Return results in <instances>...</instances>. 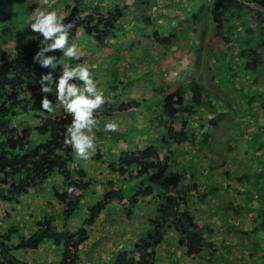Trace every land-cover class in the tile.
Returning a JSON list of instances; mask_svg holds the SVG:
<instances>
[{"label": "trees", "instance_id": "trees-1", "mask_svg": "<svg viewBox=\"0 0 264 264\" xmlns=\"http://www.w3.org/2000/svg\"><path fill=\"white\" fill-rule=\"evenodd\" d=\"M150 1L153 4L157 3V0H113L106 14L100 16V5L95 3L90 5V0L87 1L88 3L85 0H72L69 5L61 8L60 12L63 22L72 25L68 30L69 44H74V41L81 42L80 38H86L87 43L94 42L99 48L102 47L103 63L111 62L109 54L105 52V47L112 46L113 49H117L120 46V51L130 53L140 46L141 40L131 38L127 45L121 44L128 33L124 24L126 17L130 14L131 9L129 8H135L140 14L141 22L136 27L141 30L147 27L152 28L151 24H156V21L148 14L152 9ZM196 1L198 7L201 8L204 0ZM208 1L207 5L211 3L209 14L214 25V33L224 45L221 62L226 64V70L223 77H228L233 82L232 77L235 74L240 73V77L245 78L249 76L251 77L249 86L253 88L258 74L264 70L262 65L259 67L264 62L260 55L264 47V24L261 22L264 0ZM190 2L181 5V19L164 20V25L172 26L173 36L185 30L196 29L193 22H195L194 18L198 15V11L196 13L195 9L188 11ZM171 3L179 5L180 1L174 3L171 0ZM11 15V0H0V21ZM245 18L253 22L240 23ZM155 29L152 32L154 40L159 44L164 43L162 35L158 29ZM255 31L259 33L256 40L253 37ZM40 39H42V34L37 32L30 39L22 42L16 51H10L0 45V201L19 204L29 190L40 188L48 179L55 176L51 182V195L61 203L60 214L55 218L42 213L41 217L36 220L35 228L27 235L22 232L18 222L8 221L7 223L6 221L4 227H0V264H35L36 262L31 263L24 258L21 251H34L41 244L48 243L58 246L57 251L60 249L63 253L57 264H78V245L81 240L88 237L89 227L95 222L100 211L108 207L110 202L118 203L121 206L122 215L127 219L145 220L150 229L145 235L132 242L129 248L120 250L111 260V264H154L157 242L161 241L163 232L173 229L171 220L175 221L179 213L178 209L170 204L172 201L169 193L175 190L182 196L186 195L183 183L192 167L203 174L210 172L211 176L216 174L225 176L226 174L225 170H220V164L215 163L210 157L214 146L210 132L203 128L204 123L201 122L199 133L192 131L188 137L186 130L191 124L188 121L191 112H183L185 105L178 106L172 103L166 105L148 95L145 98L141 97L145 106L156 102L159 105L158 109L163 111V114H160L162 118L156 124L142 121L138 123L139 126L124 122L123 133H117L116 139L124 140V135L128 133L131 135L132 132L137 136L136 129L141 128L143 132H146L144 138L147 140V145L142 149H129L120 160L102 162L114 177L110 176L103 181L94 173L90 174L89 170L82 165L83 158L77 156L75 160V151L72 146L64 143L65 132L73 119L72 115L65 112L63 106L57 101L54 85H52V92H43L40 84L42 75L51 72L53 81H55L61 74L63 65H77L81 52L78 51V58H69L63 56L61 49H52L44 55H55L58 60L55 69L51 66H42L39 60L33 59L39 50ZM110 40L113 41L110 42ZM234 48V53L228 56L229 51ZM119 55L120 53L114 54L113 59L117 60ZM129 56L126 55L125 60ZM235 60H238L239 64L232 66ZM122 66V63L112 64L106 69L107 72L102 76V80L96 81L97 88L99 91L102 89L103 95L109 94L111 97L120 98L127 91L123 96L124 100L120 102L130 98V88L133 85L132 79L124 72ZM208 66L211 69L210 63ZM71 80L82 85V82L76 78H71ZM44 83L49 82L44 81ZM25 85L29 87L28 93L22 91ZM189 85L194 86V84ZM258 89L261 94L264 93L262 87ZM35 91L44 93L45 96H43L53 103V111L43 110L39 113L24 111V106L32 101L31 93ZM189 92V107L192 111L196 112L194 107L198 105L197 111L202 112L204 121L209 120L211 124L216 123L215 120L220 116L215 120L213 117L221 114L220 105L222 104L218 105L215 102L216 96L211 91L201 88L200 95L195 100L193 92L191 90ZM249 98H251L250 94H246V99L249 100ZM103 107L104 103L99 109L94 110L93 114L98 121L97 124H99ZM126 109L123 104L116 106V110L121 112ZM174 114L181 117L178 120L179 123L176 122L177 125L169 122ZM233 117H236L235 113ZM260 128L257 126L253 143L255 140L262 142L258 140L259 134L262 133ZM94 132L97 134L99 130L96 128L92 131L94 144H96ZM153 140L157 142L153 143ZM117 143L122 142L116 141ZM186 143L192 149L190 157H194L195 160L186 159L184 160L185 166H181L173 155L177 154L181 147L183 149ZM98 144L102 148L101 141ZM99 147L97 150L100 151ZM104 147L106 148V145ZM252 149L255 151V158L243 168V180L246 184L252 181L253 185L258 183L260 187H264V182L260 180L264 177V160L259 157L261 155L259 149L254 146ZM98 152L92 156L93 160L99 158ZM134 157L141 160V167L131 174L133 170L131 163ZM190 160L192 163L189 165ZM172 176L174 179L170 180ZM117 180L121 181L117 188L108 190L99 201L94 202L95 207L92 212L83 217L79 227L70 230L64 239L56 237L60 230H69L67 223L76 217V212L84 203L93 183L113 185L117 183ZM136 182L138 195L126 196L125 191ZM238 186L242 185L238 184ZM247 189L250 190L247 196H242V191H238V188H235L236 192L229 196L230 209L228 207L227 209L230 210V218L235 219L234 216L241 212L242 205L246 206V209L253 210V213L252 216L250 215L249 225L240 230L242 234L240 240L233 241L234 236L227 234L226 240L230 242L224 246V252H226L224 264H264V196L254 195L256 187L252 190L247 186ZM237 192H239L238 197H236ZM233 198H237V202L234 203ZM152 203L154 213L149 216L146 208H148L147 204ZM174 203L179 204V202ZM90 207L93 206L90 205ZM55 219L62 221L61 227L57 225ZM226 223L228 221L225 219L223 225ZM187 239L196 251H206L207 256L217 252L216 243L206 240L198 230H190ZM229 254L231 256L236 254L233 262ZM204 259L206 264L208 258Z\"/></svg>", "mask_w": 264, "mask_h": 264}, {"label": "rangeland", "instance_id": "rangeland-1", "mask_svg": "<svg viewBox=\"0 0 264 264\" xmlns=\"http://www.w3.org/2000/svg\"><path fill=\"white\" fill-rule=\"evenodd\" d=\"M71 1L11 0L12 15L0 21V45L10 51H16L22 42L37 33L28 25L35 9L40 8L45 11L54 9L60 16L61 8L69 5ZM87 1L89 0H85L86 3H88ZM112 1L90 0V5H93V3L100 5L99 14L104 16L106 14L105 6L107 7L106 10H109L113 4ZM172 1L174 3L180 1V3L174 5L171 0H157V3L153 4L150 1L152 9L148 14L154 18L156 24H147H151L152 28L158 29L164 43L159 44L154 40L152 36L154 29L151 30L152 28L147 27L141 30L136 27L141 22V17L134 16V18L132 17L129 21H126L125 26L128 33L124 38L125 41L121 44L127 45L131 38L141 40L137 49L128 54L126 53V55L132 56L128 59V65L124 69V72L133 81L130 88V98L126 100L127 102H120L124 100L123 96L127 91L120 98L111 97L109 94L103 95L104 107L101 109L99 124L94 127V129L99 130L98 133L96 132L97 134L94 132L96 144L88 150L89 156L87 159L83 158L82 165L89 170L90 174L94 173L95 176L102 178L104 181L105 178L113 175L102 162H109L114 159L120 160L129 149H142L147 145V140L144 138L146 132H143L141 128L136 129L137 136L133 135V132L131 135L127 132L128 134L124 135V140L116 139L117 133H123L124 122L139 126L138 123L142 121L156 124L162 118L160 114H163V111L158 109L159 105L153 102L151 105L145 106L142 103V96L149 95L166 105H170V103L178 106L185 105L183 112H191V115L188 116V121L191 124L187 126V136L189 137L192 131L199 133L200 123L203 122V128L210 132L214 143L210 157L215 163L220 164V170H225L226 174L225 176L220 174L211 176L210 172L203 174L192 167L189 169L183 183L186 188V195L182 196L180 192L175 190L169 193L172 201L170 204L176 207L179 213L175 221L171 220L173 229L163 232L161 241L157 242L154 264H205L204 258H208L206 264H224L223 260L226 253L224 252V246L230 242L226 240L228 238L227 234L234 236L233 241L240 240L242 238L240 230L249 225L250 215L252 216L253 213V210L246 209L247 207L242 205V210L234 216L235 219L230 218V210L227 209V207L230 209L229 196L236 192L234 191L235 188L242 191V196L249 195L250 190L247 189V186L252 190L255 187L257 188L254 191L255 196L257 194L264 196V187H260L258 183L253 185L252 181L246 184L243 180V168L247 167L251 159L255 158V151L252 146L257 149L261 147L259 157L264 160V93L261 94L258 89V87L264 89V70L258 74V79L254 81L256 83L254 84L255 88L249 86L251 77H240V73L232 77L233 82L228 77L224 78L226 64L223 61L221 62V52L224 45L214 33V25L209 14L211 3L207 5L209 1L204 0L202 7L199 8L196 0ZM188 1H191L188 11L191 12L193 9H195V13L198 11V15L194 18L195 22H193L196 29L185 30L177 36H173V28L164 25V20L176 21L181 19L180 7ZM191 3H194V5H191ZM128 18L129 16L126 17V19ZM244 22L252 23L253 21L248 18L240 21V23ZM261 22L264 24V9ZM257 34H259L258 31L253 33L254 40H256ZM128 36L129 38H127ZM80 39H82L81 42H73L77 50L81 49L82 45H89L86 38ZM119 48L120 46L117 47L118 53H125L120 51ZM112 50L115 49L112 48ZM234 51L235 48L229 51L228 56L232 55ZM260 55L264 59V47ZM78 61V64L86 65L89 68L94 81L102 80V76L107 72L106 69L100 67L101 59L98 52L92 55L90 51L88 53L87 50H83ZM209 63L212 66L211 69H209ZM238 64L239 61L235 60L231 65L237 66ZM261 65L264 68V62L259 67ZM106 66H109V64H105ZM189 84H194V86ZM201 88L211 91L216 96L215 102L218 105L222 103L220 105L221 114L213 117L215 120L216 117L220 116L214 124L209 123V120L204 121L202 112L197 111L198 105L194 107L196 112H193L192 108L189 107V91L193 92L196 100L200 95ZM22 91L28 93L29 87L25 85ZM101 92L103 93L102 89ZM31 94L32 101L24 106V111L43 112L45 109L42 108L41 101L45 96L44 93L35 91ZM246 94H250L251 98L249 100L246 99ZM21 95L23 94L21 93ZM118 104H123L127 109L122 112L116 110ZM234 113L236 117H233ZM180 119L181 117L178 114H174L170 117L169 122L172 125H177L176 122L179 123L178 120ZM107 121L116 124V134L114 131L104 129V123ZM262 121L263 124H261ZM260 124L262 127L259 126ZM257 126L258 128L261 127L259 130L262 133L259 134L258 140L262 142L255 140V143H253ZM94 129L88 134L92 135ZM85 131L87 132V130ZM148 137L150 138V135ZM100 141L102 148L98 144ZM116 141L122 143L116 144ZM152 142L156 143L157 141L153 140ZM261 144L263 145L261 146ZM96 145L101 148L100 151L97 150ZM104 145H106V148ZM97 152L99 158L93 160L92 156H95ZM191 154L192 149L186 143L184 148L181 147L180 151L173 156L178 159L179 165L185 166L184 160L190 158H192V161L195 160L194 157H190ZM77 156L75 153V160ZM192 161H189V165ZM131 166L133 169L131 174H134V170L141 167V160L134 157ZM210 177L212 178L209 180ZM52 179H48L40 188L29 190L27 194H24L22 202L19 204L0 201V227L3 228L6 221L7 223L8 221H16L21 225L22 232L27 235L35 228L36 220L41 217L42 213L57 218L60 214L61 203L51 195ZM56 179L60 181L59 178L56 177ZM173 179V176L170 177V180ZM260 180L264 182V177ZM119 183H121L120 180H117V183L113 185L93 183L84 203L76 212V217L70 219L67 223L69 230H60L56 237L64 239L70 230L79 227L83 217L92 212L95 207L94 202L99 201L108 190L117 188ZM136 184L137 182L133 183L132 187L125 191L126 196L138 195ZM238 184L242 186H238ZM238 195L239 192L236 193V197ZM236 200L237 198H233L234 203L237 202ZM174 202H179V204ZM90 205L93 207H90ZM147 206L146 212L149 216H152L154 213L153 203L147 204ZM121 212V206L116 202H110L108 207L100 211L97 219L88 229V237L81 240L77 247L78 264H111V260L120 250L129 248L132 242L150 231L145 220L127 219ZM225 219L228 223L223 225ZM55 221L59 227L62 226V221L56 219ZM192 229L201 232V236L205 237L206 240L216 243L217 252L207 256L206 251H196V248L187 239V234ZM57 248L58 246L48 243L41 244L34 251L21 252L23 257L31 263L57 264L60 256H63L62 251L60 249L57 251ZM233 255L236 256V254ZM235 256L229 254L231 262L235 260Z\"/></svg>", "mask_w": 264, "mask_h": 264}, {"label": "clouds", "instance_id": "clouds-1", "mask_svg": "<svg viewBox=\"0 0 264 264\" xmlns=\"http://www.w3.org/2000/svg\"><path fill=\"white\" fill-rule=\"evenodd\" d=\"M28 25L33 31L42 34L39 50L33 57L34 60H39L42 66H51L55 69L58 63L55 55H44L52 49H61L65 57L78 58L76 45L68 42V30L72 25L64 23L63 18L58 16L54 9L50 11L35 9ZM71 78L81 81L82 85L72 82ZM40 84L43 92H52V85L55 86L57 101L63 106L64 111L73 117L66 129L64 143L71 145L78 156L87 159L88 150L94 146V136L88 133L98 123L93 113L104 103L103 93L98 90L89 68L83 64L75 66L65 64L55 81L49 72L41 76ZM41 106L49 112L54 110L53 103L47 97L42 98ZM104 129L115 131L116 124L107 121L104 123Z\"/></svg>", "mask_w": 264, "mask_h": 264}, {"label": "crops", "instance_id": "crops-1", "mask_svg": "<svg viewBox=\"0 0 264 264\" xmlns=\"http://www.w3.org/2000/svg\"><path fill=\"white\" fill-rule=\"evenodd\" d=\"M106 6H105V11H106ZM129 9H131V10H129L130 11V14H129V18L128 19H125V24H126V21H129L132 17L134 18V16H137V17H139L140 16V14H139V12H137L136 10H135V8H129ZM125 24H124V26H125ZM172 26H170V28H171ZM111 41H113V40H110V42ZM109 47V48H108ZM108 47H105V52L106 53H108L109 54V56H110V61L111 62H108V61H106V62H104L103 63V61H102V52H103V50L101 49L102 47H98V46H96L95 44H94V42H92V44L91 43H89V45H87L86 44V46L85 45H82L81 46V49H79V50H77V51H79V52H83V50H87L88 51V53H89V51L92 53V55H94L96 52H98L99 54H100V59H101V66L100 67H102L103 69H107V68H109L112 64L114 65V64H116V62L117 63H122V68L123 69H125L126 68V66L128 65V59L129 58H131L132 56L130 55L129 56V58L127 59V60H125V56H126V52L125 53H121L120 55H119V58L117 59V60H114L113 58V55L115 54V55H117V54H119L118 52V49H115V50H112V46L110 47V46H108ZM108 48V49H107ZM108 50V51H107ZM81 53H79V54H81ZM131 61H132V59H130ZM79 62V61H78ZM78 64V63H77ZM105 64H109V66H106L105 67ZM149 96V95H148ZM143 98H145V96H142ZM151 97V96H150ZM153 98V97H152Z\"/></svg>", "mask_w": 264, "mask_h": 264}]
</instances>
